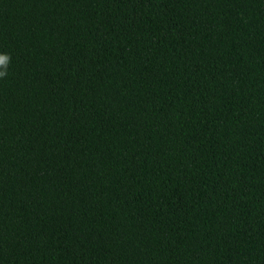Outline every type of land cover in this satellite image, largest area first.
Masks as SVG:
<instances>
[{"label":"trees","instance_id":"trees-1","mask_svg":"<svg viewBox=\"0 0 264 264\" xmlns=\"http://www.w3.org/2000/svg\"><path fill=\"white\" fill-rule=\"evenodd\" d=\"M0 264H264V0H0Z\"/></svg>","mask_w":264,"mask_h":264},{"label":"clouds","instance_id":"clouds-1","mask_svg":"<svg viewBox=\"0 0 264 264\" xmlns=\"http://www.w3.org/2000/svg\"><path fill=\"white\" fill-rule=\"evenodd\" d=\"M10 62V56L7 54H0V77H4L7 73V66Z\"/></svg>","mask_w":264,"mask_h":264}]
</instances>
